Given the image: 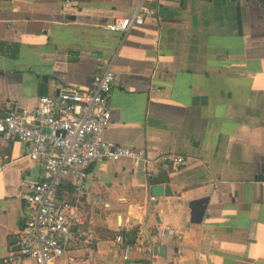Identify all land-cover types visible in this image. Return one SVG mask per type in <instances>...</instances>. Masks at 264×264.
I'll list each match as a JSON object with an SVG mask.
<instances>
[{
    "label": "crops",
    "instance_id": "1",
    "mask_svg": "<svg viewBox=\"0 0 264 264\" xmlns=\"http://www.w3.org/2000/svg\"><path fill=\"white\" fill-rule=\"evenodd\" d=\"M142 5L143 26L109 29ZM109 68L105 141L186 163L97 164L78 213L99 240L81 242L73 227L53 264H264V0H0V111L91 90ZM42 179L24 144L0 138V264ZM152 186L173 195L154 199ZM122 231L166 257H124Z\"/></svg>",
    "mask_w": 264,
    "mask_h": 264
},
{
    "label": "built area",
    "instance_id": "2",
    "mask_svg": "<svg viewBox=\"0 0 264 264\" xmlns=\"http://www.w3.org/2000/svg\"><path fill=\"white\" fill-rule=\"evenodd\" d=\"M69 2L71 0H61ZM149 14L142 5L130 17L116 19L109 29L127 34L134 26H143ZM115 73L109 68L95 77L88 91L64 89L56 96H42L34 107H14L0 111V138L17 141L27 147V158L35 162L43 179L25 197L30 216L20 233L17 250L3 259L2 264H53L67 253L72 243V228L77 227L81 242L98 241L93 229H83L79 205L86 193L91 170L102 161H131L153 167L157 164L180 167L186 159L176 154L149 158L143 150L114 146L104 139L112 115L109 108ZM152 172V171H151ZM149 172L151 180L153 174ZM69 184L71 194L63 200ZM27 187V183H22ZM114 242L124 257L133 253L153 255L155 241L150 245L131 244L123 235Z\"/></svg>",
    "mask_w": 264,
    "mask_h": 264
},
{
    "label": "water",
    "instance_id": "3",
    "mask_svg": "<svg viewBox=\"0 0 264 264\" xmlns=\"http://www.w3.org/2000/svg\"><path fill=\"white\" fill-rule=\"evenodd\" d=\"M44 79L47 78H43L42 80L44 81ZM150 195L154 198V199H158L163 197L164 195L171 197L173 195L172 190L170 187H165V186H152L150 188ZM167 250L166 249H157L155 250V254L158 255L161 258H165Z\"/></svg>",
    "mask_w": 264,
    "mask_h": 264
},
{
    "label": "trees",
    "instance_id": "4",
    "mask_svg": "<svg viewBox=\"0 0 264 264\" xmlns=\"http://www.w3.org/2000/svg\"><path fill=\"white\" fill-rule=\"evenodd\" d=\"M41 96H45V94H41ZM65 199H67V197H64V198H63V200H65ZM137 230H138V229H137ZM120 234L125 235V231L120 232ZM156 235H158V232H157V233H155V232H151V233H150V236H151V237H152V236H156ZM131 237H133V239H136V236H132V235H131Z\"/></svg>",
    "mask_w": 264,
    "mask_h": 264
}]
</instances>
